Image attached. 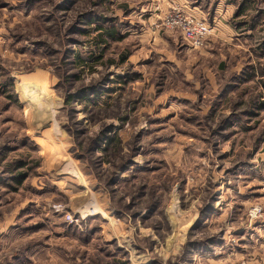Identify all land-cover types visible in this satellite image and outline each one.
Masks as SVG:
<instances>
[{
    "label": "rangeland",
    "instance_id": "obj_1",
    "mask_svg": "<svg viewBox=\"0 0 264 264\" xmlns=\"http://www.w3.org/2000/svg\"><path fill=\"white\" fill-rule=\"evenodd\" d=\"M0 264H264V0H0Z\"/></svg>",
    "mask_w": 264,
    "mask_h": 264
},
{
    "label": "built area",
    "instance_id": "obj_2",
    "mask_svg": "<svg viewBox=\"0 0 264 264\" xmlns=\"http://www.w3.org/2000/svg\"><path fill=\"white\" fill-rule=\"evenodd\" d=\"M167 27L178 28L187 44L195 49L203 47L207 38L214 32L208 22L193 15L179 14Z\"/></svg>",
    "mask_w": 264,
    "mask_h": 264
},
{
    "label": "bare ground",
    "instance_id": "obj_3",
    "mask_svg": "<svg viewBox=\"0 0 264 264\" xmlns=\"http://www.w3.org/2000/svg\"><path fill=\"white\" fill-rule=\"evenodd\" d=\"M78 173V172H77ZM79 174V173H78ZM80 175V174H79ZM93 210V209H92ZM92 210H90V211H92ZM93 213H95V212H93Z\"/></svg>",
    "mask_w": 264,
    "mask_h": 264
}]
</instances>
